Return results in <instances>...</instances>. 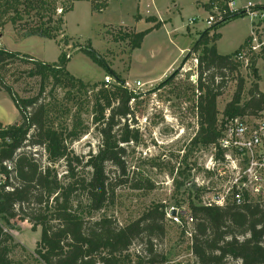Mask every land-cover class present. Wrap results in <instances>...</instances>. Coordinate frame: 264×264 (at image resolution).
<instances>
[{
  "label": "trees",
  "instance_id": "16d2710c",
  "mask_svg": "<svg viewBox=\"0 0 264 264\" xmlns=\"http://www.w3.org/2000/svg\"><path fill=\"white\" fill-rule=\"evenodd\" d=\"M95 2L91 0L92 12L105 10L106 3ZM62 3L63 0H0V31L7 24L27 22L26 38L55 41L63 32L64 16L73 8L72 4L64 7ZM58 9L61 11L57 15ZM243 16L231 14L223 23L207 28L191 50L197 54L200 92L196 101L198 131L192 145L213 147L221 138L216 100L226 80L242 68L234 58L247 47L249 36L233 53L219 55L215 50L220 37L217 30ZM133 18L140 19L137 15ZM145 21L153 23L155 19L148 17ZM160 26L156 23L142 32L124 33L119 41H128L132 50L139 49L145 36ZM82 53L101 67L94 51L84 49ZM19 56L0 47V65ZM255 58L249 56L247 67L252 68L258 80ZM261 59L264 62V54ZM20 60L32 63L34 70L29 75H37L41 85L38 97L21 99L2 84L19 120L12 125L0 123V219L6 222L14 216L29 223L32 231L40 228L34 249L40 264H130L128 251L135 242L141 243L144 253L135 256V264H165V255L157 250L166 235L164 205H151L124 226L110 217H95L114 204L119 187L133 191L152 189L146 179L129 180L124 159L126 148L140 140L138 129L130 128L134 119L130 103L137 102V95L118 84L83 83L67 71V58L62 53L51 65L27 55ZM48 82L51 88L65 91L74 109L38 101ZM243 91L244 81L238 78L222 118H257L264 112V91L258 90L257 83L247 91L246 100H242ZM82 106L100 140L97 150L85 159L74 156L70 149L72 143L88 133V126L81 119ZM66 116L70 117L69 124H56ZM36 149L42 151L43 160L36 157ZM59 163L64 166L62 173L55 168ZM243 198L239 205L231 201L222 207L189 204L193 221L189 249L195 264H264V201L248 200L246 195ZM13 247L11 236L0 225V264H14L9 256Z\"/></svg>",
  "mask_w": 264,
  "mask_h": 264
},
{
  "label": "rangeland",
  "instance_id": "374dc122",
  "mask_svg": "<svg viewBox=\"0 0 264 264\" xmlns=\"http://www.w3.org/2000/svg\"><path fill=\"white\" fill-rule=\"evenodd\" d=\"M86 1L63 0L64 7L72 4L73 8L64 16L63 32L55 41L40 37L26 38L29 25L24 22L15 26L7 24L0 31V47L3 38L5 47L2 48L18 53L20 58L27 55L47 65L55 63L62 53L67 58V71L83 83H101L104 76L108 75L112 80L111 85H121L137 95V102L130 103L134 111L130 128L138 129L140 140L138 144L131 143L126 148L124 159L129 180L146 179L152 185V189L133 191L127 187H119L115 192L114 204L95 217H110L118 225L124 226L139 218L153 204L164 205L166 211L173 208L185 216L179 224L166 217V235L163 242L157 245V250L165 255L167 259L165 264H195L189 249L191 240L189 234L192 233L193 225L186 224V217H190L189 204L205 205L225 195V200L231 201V193L227 192L230 187L229 174L220 176L210 171L212 147L191 144L198 131L196 101L200 95L197 91L198 74L195 59L197 54L191 50L200 34L208 28L204 23L206 15L197 8V2L206 3L207 0H179L182 8L183 23L180 21L182 26L188 24L187 19L199 17L196 18V23L190 25V30L187 28V32L191 34L186 40L192 43L188 44V52L181 58L178 68L164 81L140 89H134L132 82L142 80L143 76L127 74L133 50L128 41H119L122 34L132 33L126 26L131 25L133 16L137 14L138 0H95L97 4H108L101 13L92 12L91 0ZM151 6L153 7L151 0H141L143 13L151 12ZM60 11L57 10V15ZM252 22L248 16H243L229 22L225 28L220 27L217 30L220 39L216 41L218 51L224 54L234 52L240 46L242 38L252 29ZM176 42L172 44L177 46ZM146 47L142 53H145ZM84 49L96 53L97 58L101 60V67L82 53ZM139 53L141 52H137V55ZM154 53H157L159 59L167 61L172 60L175 54L173 46L169 44H165L164 48L155 49ZM20 58L0 65L2 109H7L4 99L11 103L2 84L21 99L35 98L39 95L40 78L37 75L30 76V71L34 70L32 63H25ZM254 61L258 80L252 68L243 64L233 77L230 76L226 80L221 95L216 100L218 121H221L224 107L232 99L238 78L244 81L242 100L248 98L247 91L254 83H257L259 91H264V62L259 57ZM127 78L130 81H127ZM137 84L136 87L139 86ZM64 93L62 89L51 88V83L48 82L38 101L51 103L55 107L58 105L74 109ZM81 98L83 103V96ZM81 119L88 126V133L72 143L70 149L74 156L85 159L88 153L97 150L100 140L94 131L90 115L83 112V106ZM59 122L69 124L70 117L66 116L56 124ZM36 151V157L43 160L42 151L40 149ZM55 168L58 173L64 171L63 163H59ZM1 181L3 177L0 176ZM250 196L252 200H261L257 195ZM0 225L12 238L14 247L9 256L14 264H40L34 256L35 245L40 238V228L32 231L29 223L19 221L14 216L8 217L6 222L0 219ZM142 249L140 242H135L130 247L128 251L132 260L130 264H135V256L144 255ZM229 264L240 263L230 261Z\"/></svg>",
  "mask_w": 264,
  "mask_h": 264
},
{
  "label": "built area",
  "instance_id": "2783aa9c",
  "mask_svg": "<svg viewBox=\"0 0 264 264\" xmlns=\"http://www.w3.org/2000/svg\"><path fill=\"white\" fill-rule=\"evenodd\" d=\"M204 5L208 6L204 19L208 28L223 23L226 17L236 13H242L253 20L247 47L237 53L234 59L246 67L250 55L261 59L264 54V0L247 1L242 5L239 0H207ZM189 22L193 23L194 19ZM103 80L106 85H111L112 80L108 75ZM218 123L221 138L212 147L210 171L220 176L229 174L230 187L227 192L231 193V201L237 205L243 202L244 195L248 200H251L250 195H257L264 201V112L257 118H222ZM225 197L221 196L204 206H225L231 202L226 201ZM172 210H167L166 217L179 224L185 215L174 210L175 215L171 216ZM192 222L191 217H186V224Z\"/></svg>",
  "mask_w": 264,
  "mask_h": 264
},
{
  "label": "crops",
  "instance_id": "0c3cea01",
  "mask_svg": "<svg viewBox=\"0 0 264 264\" xmlns=\"http://www.w3.org/2000/svg\"><path fill=\"white\" fill-rule=\"evenodd\" d=\"M83 1L87 2L86 0ZM243 1L244 0H239V3H241L242 5L244 4ZM245 1L256 2V0H245ZM138 2L139 3L136 12L137 14H135L134 16L137 15L140 17V19L136 21L133 18L131 25H128L126 27H128V29L131 30L132 32L138 33L152 28L156 23H160L161 26L160 28L154 29L149 34H147L143 39L140 48L133 50L130 54L131 62H129L127 74L133 73L143 76V78H141L142 80L140 79L135 81L133 80L132 85L134 89L150 87L159 82H162L171 73H173L174 70L178 68L181 58L184 56L185 53L188 52L189 49L188 44L192 43L191 41L186 40V37L190 36L191 34L190 32L189 33L187 32V28H189L190 30V25L196 23V18L197 19L199 18L197 16L193 18H189L186 20L188 21V24L185 25L186 24L185 23L184 26H182L180 24L181 22L183 23L182 8L180 7L179 0H151V4L153 5V7L151 6L150 9L152 11L150 10L151 12L148 13L142 12L141 0H138ZM204 4L205 2H197V8L200 9L202 13L207 15L208 6ZM148 17H153L155 19V22L147 23L145 19ZM191 19H194L193 23L189 22ZM229 22L225 23L223 25L224 27L223 26L222 27L225 28ZM249 34L247 36H244V38H242L240 42L241 43L240 46L243 44L245 39L248 38ZM1 40H2L1 41L2 47H5L3 43V38ZM174 41H177L176 42L177 46H174L172 44V42ZM165 44L172 45L174 48L175 54L172 60L170 61H167L166 59L164 60L159 59L157 57V53H154L155 49L158 48L161 49V47L164 48ZM145 46H147L146 51L145 53H142V50L143 48H145ZM215 50L219 55H229L218 51L217 42H215ZM137 52H141V53L137 55ZM136 57H137V63H136ZM127 79H128L127 81H130L129 78ZM136 83L139 84L138 87H136L135 85ZM4 104L6 105L7 109H2L3 99H0V123L3 125H12L14 123H17L19 120V114L13 103L12 102L9 103V101L7 103V100L4 99ZM10 113H12V115Z\"/></svg>",
  "mask_w": 264,
  "mask_h": 264
},
{
  "label": "water",
  "instance_id": "95a60500",
  "mask_svg": "<svg viewBox=\"0 0 264 264\" xmlns=\"http://www.w3.org/2000/svg\"><path fill=\"white\" fill-rule=\"evenodd\" d=\"M170 215H171V216H174V215H175L174 210H172V212H171Z\"/></svg>",
  "mask_w": 264,
  "mask_h": 264
}]
</instances>
